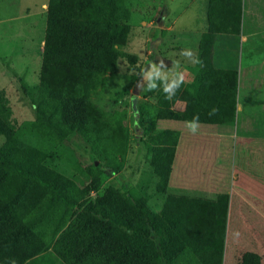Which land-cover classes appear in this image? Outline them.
I'll use <instances>...</instances> for the list:
<instances>
[{
	"label": "trees",
	"instance_id": "trees-1",
	"mask_svg": "<svg viewBox=\"0 0 264 264\" xmlns=\"http://www.w3.org/2000/svg\"><path fill=\"white\" fill-rule=\"evenodd\" d=\"M124 1L49 0L35 121L16 128L0 95V264H194L174 258L185 247L174 236L176 230L194 252V195L179 204L167 225L164 213L136 189L121 193L108 188L102 196L90 197L104 176L122 171L130 145L122 116L108 115L93 102L99 93L107 94L118 60L131 58L122 50L130 31L121 23ZM206 18L200 62L191 70L194 80L178 97L183 110H144L138 113L142 119L149 114L154 122L185 123L198 115L199 124L233 125L237 94L211 84L212 50L218 34H240L242 0H209ZM212 109L217 111L209 115ZM74 133L104 159L101 165L94 160L76 167L90 182L84 188L46 166L49 155ZM144 134L156 191L169 198L179 133L151 129ZM222 253L221 240L210 259L200 263L222 264ZM240 264H260V259L246 254Z\"/></svg>",
	"mask_w": 264,
	"mask_h": 264
},
{
	"label": "crops",
	"instance_id": "crops-1",
	"mask_svg": "<svg viewBox=\"0 0 264 264\" xmlns=\"http://www.w3.org/2000/svg\"><path fill=\"white\" fill-rule=\"evenodd\" d=\"M48 1L22 0L25 2L22 8L25 14L10 15L6 19H0V24L6 21L15 23L40 15L46 19ZM208 3L209 0H206L205 17ZM28 4H36L32 9L34 11H31ZM7 6L9 0L0 11ZM246 9L249 10L248 18L243 15L242 0L240 34H218L212 50L215 72L211 84L233 89L237 94L234 123L223 125L229 129L228 137L224 138L219 132L214 138V133L205 124H199L195 135L182 122H175L180 124L177 129H159L177 131L179 140L168 180L172 195L167 198L158 194L155 211L164 213L167 225L168 217L172 214L177 216L179 204L187 202L194 195V252L186 241L179 239V232L176 230L174 236L185 246L177 254L175 252L174 258L179 261L201 264L202 260L210 259L214 246L222 240V264H240L246 254L258 256L260 264H264V0H249ZM21 17L24 18L20 19ZM163 25L162 31L172 33V27L165 26V23ZM203 28L198 33L196 43L207 31V18ZM43 31L45 36V27ZM43 31L33 48L38 60L42 59ZM168 46L172 47L173 43L168 42ZM185 46L191 49L188 44ZM194 49L197 51L198 48ZM161 60L165 67L156 73L158 76L152 82L156 79H160V82L167 79L169 81L173 70L184 74L181 91L193 82L194 75L183 65L178 63L179 69H176L172 60ZM153 61L150 65L156 64V59ZM161 71L168 73L166 78L161 75ZM181 91L174 97L176 102L173 101L170 109L177 106ZM169 101L171 102L170 99ZM182 107L184 108L183 104ZM213 126L219 129L223 127ZM180 192L190 196L180 198L183 196ZM223 218L226 222H223ZM171 221L173 220L169 219ZM176 221L177 218L174 221L177 228Z\"/></svg>",
	"mask_w": 264,
	"mask_h": 264
},
{
	"label": "rangeland",
	"instance_id": "rangeland-1",
	"mask_svg": "<svg viewBox=\"0 0 264 264\" xmlns=\"http://www.w3.org/2000/svg\"><path fill=\"white\" fill-rule=\"evenodd\" d=\"M244 1L243 15L248 18L249 10L246 7L249 0L245 3ZM6 2L7 0H0V10ZM24 3L22 0H9V6L0 11V19H6L10 15L25 14L22 9ZM28 6H31V11H34L32 9L36 4H28ZM205 6L206 0L124 1L125 19L121 20V23L129 25L130 31L127 43L122 50L129 54L133 61L131 58L118 60L117 73L110 76L106 84L107 94L99 93L94 97L93 102L108 115L122 116L123 123L130 130V145L122 171L112 177L104 176L97 184L99 190L91 192L92 199L102 196L108 188H115L121 193L126 189H136L150 197L149 204H154L152 206L154 210L157 208V177L147 160V136L144 132L161 128L177 129L180 124L169 121L154 122L149 114H145L144 119L139 114L144 110L170 109L173 101L176 102L174 97L182 87L180 86L170 102L163 91V86L167 83L165 81L168 79L162 82L156 79L154 82L156 89L148 90L149 80L144 79L143 76L154 59L157 65L156 73L162 70L165 63L161 65V58L172 60L176 65L179 63L190 72L192 69L195 70V63L180 53L182 50L189 49L197 58L198 49L196 51L194 48H198L199 42L196 43L198 33L206 25ZM45 21V17L40 15L15 23L6 21L0 24V95L7 101L11 119L16 128L36 119L35 106L39 94L42 59L36 58L33 48L45 27ZM160 21L162 26H159ZM164 23L165 26L172 27V33L162 31ZM168 42H172V47L176 48L172 49L168 46ZM187 44L191 46V49L186 48ZM152 50L155 52L153 53ZM161 72V75H165L166 78L168 73ZM156 76L158 75L154 74L152 79ZM163 76L161 78H164ZM134 98H137L135 110L132 109ZM181 105L178 102L177 106L171 109L182 110ZM207 128L214 133V138L219 132L224 135V138L228 137L227 126L219 129L217 126L208 125ZM138 130L141 134L136 133ZM3 142L4 138L0 136V145ZM28 144L34 146L35 142L30 140ZM233 149L235 151V145ZM94 160L96 165L104 163V159L97 154L94 146L82 139L79 134L74 133L49 155L46 166L56 169L79 184L82 181L80 185L84 188L90 182L80 177L76 167L78 165L87 167ZM223 222H226V219L223 218Z\"/></svg>",
	"mask_w": 264,
	"mask_h": 264
},
{
	"label": "clouds",
	"instance_id": "clouds-1",
	"mask_svg": "<svg viewBox=\"0 0 264 264\" xmlns=\"http://www.w3.org/2000/svg\"><path fill=\"white\" fill-rule=\"evenodd\" d=\"M182 56L189 58L193 63H199L200 61L194 56L193 52L189 49L182 50L180 53ZM162 65V62H161ZM157 65H150L147 72L144 73V79L149 80L147 84L148 90L156 89V84L152 82V77L156 74ZM176 69H179V65H176ZM171 79L163 86V91L166 93V98L171 99L176 91L180 88L181 84L184 82V74L182 71L173 70L170 74ZM217 109H212L209 115H214ZM185 127L189 132L195 135L199 129V116L196 115L190 121L185 122Z\"/></svg>",
	"mask_w": 264,
	"mask_h": 264
},
{
	"label": "water",
	"instance_id": "water-1",
	"mask_svg": "<svg viewBox=\"0 0 264 264\" xmlns=\"http://www.w3.org/2000/svg\"><path fill=\"white\" fill-rule=\"evenodd\" d=\"M159 23V26H162V22L160 21V22H158ZM136 102H137V98H134L133 99V102H132V109L133 110H135L136 109ZM137 134H141L140 132H139V130L136 132Z\"/></svg>",
	"mask_w": 264,
	"mask_h": 264
}]
</instances>
